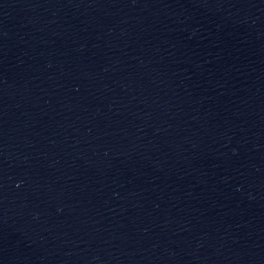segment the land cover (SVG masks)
<instances>
[{"label":"water","instance_id":"obj_1","mask_svg":"<svg viewBox=\"0 0 264 264\" xmlns=\"http://www.w3.org/2000/svg\"><path fill=\"white\" fill-rule=\"evenodd\" d=\"M0 264H264V0H0Z\"/></svg>","mask_w":264,"mask_h":264}]
</instances>
